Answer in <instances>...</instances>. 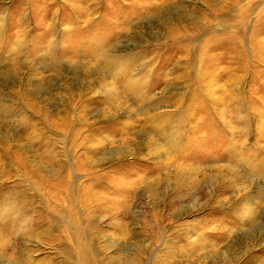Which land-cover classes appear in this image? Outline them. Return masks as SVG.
Wrapping results in <instances>:
<instances>
[{"label": "rangeland", "instance_id": "rangeland-1", "mask_svg": "<svg viewBox=\"0 0 264 264\" xmlns=\"http://www.w3.org/2000/svg\"><path fill=\"white\" fill-rule=\"evenodd\" d=\"M263 159L264 0H0V264H264Z\"/></svg>", "mask_w": 264, "mask_h": 264}, {"label": "bare ground", "instance_id": "bare-ground-1", "mask_svg": "<svg viewBox=\"0 0 264 264\" xmlns=\"http://www.w3.org/2000/svg\"><path fill=\"white\" fill-rule=\"evenodd\" d=\"M6 140V139H5ZM264 160V159H263ZM6 166V165H5ZM20 166V165H19ZM22 166L23 167H25V170H28V172L31 170L33 173H34V177H37L38 178V184L37 185H35L36 187H41L40 186V184H43V182H42V180L45 182V184L46 183H48L47 182V173L48 172H50V170L48 169V167H44V166H41V165H38L37 163H35V162H33V163H28V162H22ZM2 167V166H1ZM7 168V167H6ZM1 169V168H0ZM2 171V170H1ZM46 172V175L45 174H42L43 172ZM262 172V171H261ZM4 173V172H3ZM30 173V172H29ZM258 172H256L255 173V175L257 174ZM260 174V176H261V173H259ZM259 174H257L258 176H259ZM5 175V174H4ZM262 175H263V173H262ZM3 176V175H2ZM263 178V177H262ZM2 179V178H1ZM3 180V179H2ZM1 181V180H0ZM203 181H205L204 182V184L206 185V186H208V185H212V187L214 186V184L215 183H217V184H221V182H220V180H218V181H216L215 183L214 182H208L207 180H205V179H202V180H200L199 182H198V184L196 185V188H201V185H202V182ZM15 187H16V185H14ZM32 187V186H31ZM7 189V187L4 185V183L1 181L0 182V191L1 192H4V191H2V190H4V189ZM36 190V189H35ZM0 192V194L2 195V197H5V196H7V195H4V193H1ZM6 194V193H5ZM21 198V200L22 201H25L26 199L25 198H23V197H20ZM219 204H221L220 203V201H217ZM3 219V217L1 218L0 217V221Z\"/></svg>", "mask_w": 264, "mask_h": 264}]
</instances>
